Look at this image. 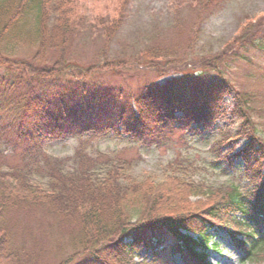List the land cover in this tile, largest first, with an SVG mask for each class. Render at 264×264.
Listing matches in <instances>:
<instances>
[{"label":"trees","instance_id":"trees-1","mask_svg":"<svg viewBox=\"0 0 264 264\" xmlns=\"http://www.w3.org/2000/svg\"><path fill=\"white\" fill-rule=\"evenodd\" d=\"M193 1L202 10L211 0ZM127 3L120 0L115 17L100 23L103 49L120 28ZM78 15L76 0H0V264H37L31 254L12 246L7 218L22 210L43 212L52 221L48 230L63 231L54 243V264H175L174 255L181 264H209L213 234L219 230L231 239L241 263L264 258V96L233 92L220 69L227 61L246 59L248 49L264 51V20L246 18L211 55L187 61L176 56L175 48L150 46L135 58L158 76L168 73L167 65L183 74L162 88L144 86L134 101L129 137L158 141L180 120L173 116L176 111L186 118L183 126L192 121L210 129L226 116L223 97L233 92L231 114L238 126L220 130L209 149L215 161L230 164L228 154L244 139L235 154L242 160V174L213 185L195 179L197 166L187 158L168 161L159 175L138 176L124 148L95 147L104 131L93 127L75 132L70 157L44 152L43 139L56 124L47 113L48 94H35L34 87L88 80L127 65L119 58L87 65L68 60L65 51ZM17 88L22 92L12 94ZM192 107L197 110L189 114ZM18 142V161L9 163L5 146ZM146 231L153 234L145 236ZM164 237L172 240L167 257L156 252ZM142 249L151 255L137 259Z\"/></svg>","mask_w":264,"mask_h":264},{"label":"rangeland","instance_id":"rangeland-1","mask_svg":"<svg viewBox=\"0 0 264 264\" xmlns=\"http://www.w3.org/2000/svg\"><path fill=\"white\" fill-rule=\"evenodd\" d=\"M119 2L76 0L79 24L65 51L68 60L87 65L100 58H119L130 67L125 65L78 82L62 79L52 86L36 85L35 94L40 91L48 94L47 113L56 124V128L43 139L44 152L59 158L70 157L76 145L75 132L93 127L104 131L95 147L102 151L124 148V155L134 160L133 170L138 176L146 173L159 175L168 161L178 157L187 158L197 166L194 176L197 180L213 185L238 180L242 174V160L235 154L242 149L245 140L240 139L228 154L232 159L230 164L224 160L215 161L209 148L220 130L234 131L238 126L239 119L231 114L233 92L248 91L264 96V51L248 49L244 53L246 59L230 60L220 66L224 80L233 91L223 97L225 117L205 129L201 123L192 121L183 126L186 118L183 119V112L176 111L173 116L180 120L173 122L171 132L158 141L146 135L129 137L135 98L144 86L155 84L162 88L183 73L175 71L176 68L171 70L172 67L167 65L168 73L158 76L145 62L136 63L135 58L150 46L175 48L176 56L185 57L187 61L217 53L235 36L238 26L246 18L264 20V0H211L202 10L193 0H128L120 28L103 49L100 23L105 24L115 17ZM207 74L214 75L211 71ZM21 92V88H17L11 93L17 95ZM196 108L192 107L189 114H194ZM222 149L226 152L228 146L224 145ZM20 150L21 143H8L5 160L17 163ZM49 223H52L51 219L40 211H12L7 218L12 246L31 254L37 264L56 263L54 243L63 231L57 227L48 230ZM152 234L144 233L145 236ZM155 234L163 235L157 230ZM171 241L164 237L156 252L160 256H169ZM212 242L215 245L206 259L209 264H264L263 257L241 263L239 251L225 232L216 231ZM150 255L149 251L142 249L137 253V259ZM172 259L175 264H181L178 255Z\"/></svg>","mask_w":264,"mask_h":264}]
</instances>
